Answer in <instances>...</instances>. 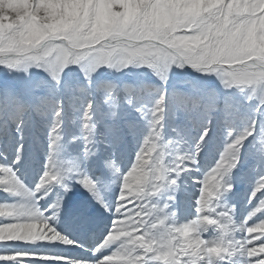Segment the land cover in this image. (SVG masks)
<instances>
[{
	"label": "snow or ice",
	"instance_id": "obj_1",
	"mask_svg": "<svg viewBox=\"0 0 264 264\" xmlns=\"http://www.w3.org/2000/svg\"><path fill=\"white\" fill-rule=\"evenodd\" d=\"M0 264H264V0H0Z\"/></svg>",
	"mask_w": 264,
	"mask_h": 264
}]
</instances>
